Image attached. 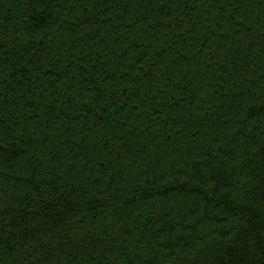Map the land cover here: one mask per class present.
Here are the masks:
<instances>
[{"label":"trees","instance_id":"16d2710c","mask_svg":"<svg viewBox=\"0 0 264 264\" xmlns=\"http://www.w3.org/2000/svg\"><path fill=\"white\" fill-rule=\"evenodd\" d=\"M0 264H264V0H0Z\"/></svg>","mask_w":264,"mask_h":264}]
</instances>
